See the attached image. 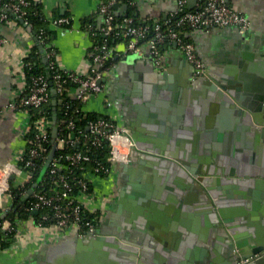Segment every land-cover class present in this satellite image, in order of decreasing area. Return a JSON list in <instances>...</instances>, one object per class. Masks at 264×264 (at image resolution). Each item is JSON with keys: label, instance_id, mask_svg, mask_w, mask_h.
<instances>
[{"label": "crops", "instance_id": "1", "mask_svg": "<svg viewBox=\"0 0 264 264\" xmlns=\"http://www.w3.org/2000/svg\"><path fill=\"white\" fill-rule=\"evenodd\" d=\"M146 1L150 4L143 8L144 20L155 16L156 8H168L166 0ZM37 3L47 18L70 17L72 20V27L68 29H52L55 32L53 41L60 64L69 71L87 67V52L92 37L85 26H101L102 19L97 14L98 1L40 0ZM231 4L251 22V29L245 36H240L232 28L220 27L191 31L187 36L195 45L199 58L208 67H215L216 71L211 72L213 77L224 76L226 80L241 83L240 91L245 93L247 104L257 107L260 105L257 99L264 95V0H231ZM0 37L6 41L0 44V183H3L6 182L3 170L19 165L20 154L26 147L25 134L30 117L10 105L19 95L15 77L22 61L34 46L35 38L20 22L17 25L0 23ZM122 50L123 45H116L115 51L119 55L114 52L110 58L104 91L87 101L83 111L113 118L123 128L128 127L137 133L141 149L145 151L139 149L141 152L133 154L130 164L116 166L108 178H90L96 195L110 200L99 219L98 230L106 234L116 233L135 242L138 252L143 246L167 252L169 257H160L155 260V264H220L226 258L225 246L218 244L217 232L206 226V215L200 211L195 212L191 219L186 214L181 215L180 220L183 222L172 230V217L178 209L175 203H183L186 199L189 202L186 194L195 195V192L171 187V183L166 181V168L154 169L157 160L143 159L145 153L142 152H151L149 146L152 144H160L163 152L165 148L168 149L172 135L178 131L172 122L159 118L162 115L160 112L166 109L171 120L181 118L203 136L201 144H188L190 147L185 148L184 143H181L183 146L180 144L178 148L175 147L177 151L175 149L173 152H180L185 164L193 170H200L204 164L203 155L207 151L209 159L214 161L216 156H220L224 168L234 172V176L223 185V191L231 189L234 182L252 184V187L244 186L245 192L240 189L234 193L246 194L245 198L249 197L252 202V211L259 216L247 213L243 207L230 209L223 205L220 210L225 217L246 218L245 225L241 226L251 228L254 235L259 236L263 242L264 137L261 136L262 132L255 129L263 126L253 124L246 127L248 113H251L247 110V116L242 118L224 109H218L214 114V102L209 100L208 91L204 86H194L198 78H194L191 64L176 46L165 49L163 68L160 69L154 65L148 48L144 49L142 57L125 54ZM157 73L160 75L159 81L154 83ZM170 78L172 83L169 82ZM151 85L154 96L145 103V86ZM159 95L162 99H159ZM259 114L264 118V104ZM253 117L251 113L250 119ZM191 139L194 140L193 137ZM156 141L158 143H154ZM174 173V177L171 176L172 182L179 179L184 188L188 180L179 171ZM14 174L11 175L13 179L11 176L7 179L17 186L24 176ZM95 182L103 183L96 185ZM170 187L174 190H170ZM238 187H241L240 184ZM198 188L201 193V187ZM124 201L135 209V218H131L133 213L123 207ZM145 202L147 204L144 205ZM195 203H191L194 210H200L198 203ZM10 205L11 200L4 194L3 200H0V212L9 209ZM96 207L88 205L92 213L98 211ZM146 214L151 218H147ZM159 218L162 222H156ZM210 222L214 224V220ZM21 233L24 236L23 245L0 252V264H47V253L55 247L56 251L67 257L75 253L81 256L86 254V250L80 248L81 245L74 243L77 238L84 239L76 230L50 233L27 222L22 225ZM189 235L194 236L189 238ZM219 240H222L221 244L227 242L226 237ZM68 241L69 244L66 243ZM87 247L92 250V247Z\"/></svg>", "mask_w": 264, "mask_h": 264}, {"label": "built area", "instance_id": "2", "mask_svg": "<svg viewBox=\"0 0 264 264\" xmlns=\"http://www.w3.org/2000/svg\"><path fill=\"white\" fill-rule=\"evenodd\" d=\"M40 0H0V23L17 25L23 24L32 33V23L29 21L32 2ZM97 14L102 19L100 27L87 24L85 26L88 34L92 36L102 35L105 39L114 37L119 40L118 45H123V53L134 54L138 57L144 55V49L148 48L149 55L152 57L156 68H163V59L165 49L174 44L187 58L193 68L194 78L203 77L208 66L199 58L196 47L193 42L188 40L187 34L191 31L208 30L214 27L232 28L239 35L247 34L251 29V22L242 12L237 10L231 0H196L193 6L188 8L189 0H166L168 8H156V15L144 20L145 0H97ZM165 1V2H166ZM174 1L175 8L169 5ZM128 5V12L121 13L115 9V6ZM130 9L138 10V18L131 15ZM8 13L13 15L11 18ZM43 13V12H42ZM50 30L53 28L68 29L72 26L70 17H45ZM151 22V23H150ZM34 36V34H33ZM35 41L39 42V56L48 60L49 68L54 72V87L58 94L66 93L70 98L81 102L83 105L93 97L101 94L105 87V75L110 67V58L115 52V47H110L106 41L93 42L87 52V67L79 71H69L59 62L58 51L54 46V41L45 29H41ZM5 39L0 37V44L5 43ZM34 46L29 54H31ZM29 56V55H28ZM22 61L21 68L15 77L19 95L10 107L17 111H24L30 117V124L25 134L26 147L19 157V165L14 168H6V182L0 183V200H3L4 194H7L11 200L10 208L1 212V215L9 210V213L15 208V198H21L27 201L26 211L30 212L27 220L20 223L18 229L12 228L7 218L0 221L1 229L5 232H15L16 240L10 248L0 252L9 251L17 246L23 245L24 236L21 233L22 225L27 222L33 223L35 228L50 233H64L66 230H76L82 236L86 237L94 234L98 225L91 218H84L85 210L90 214H100L110 204L108 197L96 195V192L88 193V184L92 183L87 177L86 181H78L79 190L74 196V185L69 176L59 174L62 168L58 162L57 154L61 159H65L72 167H77L83 162L90 160L82 152H70V149L76 148L80 144L86 145L91 142L96 148L106 142L110 148L108 162L112 168L99 166L95 169L94 177H100L97 173L104 172L105 178L113 174L116 166L128 165L133 160L135 143L127 134L125 129L113 118H98L90 121L87 126V133L77 130L74 119L64 122V124L54 125L53 120L46 115V108L52 103L51 87L44 76H32L28 78L25 73L27 66L26 59ZM71 83L73 87L66 85ZM64 125V126H63ZM57 127L56 150L50 166L38 183L33 194L29 195V190L38 182L36 175L40 173L53 151L52 142L53 128ZM21 163L24 165L20 166ZM15 173V174H14ZM24 176L23 181L18 182L17 186L8 182L11 175ZM12 177V176H11ZM50 179V192L43 191L40 187L42 180ZM103 179V178H102ZM11 185L18 191L16 195L12 193ZM13 207L11 208V206ZM88 205L97 206V212L92 213ZM38 210H52V223L44 226L43 223L37 224L33 212ZM38 214V215H39ZM49 216L43 215L42 221L47 222Z\"/></svg>", "mask_w": 264, "mask_h": 264}, {"label": "water", "instance_id": "3", "mask_svg": "<svg viewBox=\"0 0 264 264\" xmlns=\"http://www.w3.org/2000/svg\"><path fill=\"white\" fill-rule=\"evenodd\" d=\"M196 0H189L188 8L191 9L193 6V3ZM149 2L146 0L143 2V7H148ZM115 9L118 11H121V13L128 12V5L123 4L121 6L116 5ZM21 23H23V20H21ZM246 35V34H245ZM240 35V36H245ZM245 39V38H244ZM186 58V56H185ZM187 59V58H186ZM43 61L48 63V60L46 58H43ZM216 71L215 67H208L207 73L201 77L198 78V81L195 82V87L204 86L206 90L208 91L207 96L210 97L209 100H213L214 102V114L219 111L218 109H224L229 110L230 114H233V116L237 115L239 117L247 116L245 114V111L251 112L254 114L253 119H250V114L248 113V119H247V126L248 125H259L263 126V128L255 127V129L259 130L261 133V136L264 137V118L261 117V115H257V113H261L263 109L264 104V95L260 96L257 100L260 101V105L257 107L253 105H248L247 100L244 98L245 93H241V83L233 82L231 80H226V77L222 76V78H213V76L209 77L211 72ZM159 73H157L155 77L154 83L159 81ZM169 82L172 83L171 78L169 79ZM51 85V96H52V105L54 107V111L56 110L57 106V91L54 87L53 83H50ZM171 89V87H169ZM145 95V103L148 102V100L151 99V97L154 96L153 94V86H145L144 90ZM159 99H162V96H158ZM172 99V98H171ZM170 99V100H171ZM153 100V99H152ZM168 105V104H167ZM162 115H160V119L163 121H170L173 123V127H175L176 133H172L173 137H171L170 146H168V149L165 148L164 152L161 150L160 144H152L149 146V149H152L151 152L144 154V159L146 160H157L158 164L157 167H154V169L159 168H166V174L167 178L166 181L171 183V187H177L182 189H191L194 190V194H186V196L189 199V202L187 199L183 201V203H175L177 206V210L175 211V214L172 219V230L177 229L178 224H180L181 221L180 217L183 214H186L189 219L193 217L195 212L200 211L203 215H206V218L204 216V220L206 219L207 222L205 223L206 226L210 229H213L215 232H217L218 235V244L225 246L226 249V258L222 260L220 264H264V241L259 240V236L254 235L251 228L242 227L241 225H245V222L247 221L246 218H229L225 217L223 212L220 210V208L225 205L230 209H240L243 207L247 213H251L252 215H258L256 212L252 211V202H250V198H245V195L243 193L236 195L234 191H246L247 187H252V184L249 183H236L234 182L233 187L228 190H222L223 185L226 184L227 179L234 176V172L229 170L227 167L224 168V164L220 162V156H216V159L213 161L209 159V153L205 151L203 157H204V164L200 167V170H193L190 168V165L188 166L185 164L182 160V154L178 152L177 154L173 151H177V146H179L181 143H184V147L189 148L190 145L188 144H194V143H200L203 141V136L199 134L197 131H195V127L192 125H189L187 122H183L181 118H176L171 120V115H169L168 111L165 109L162 112ZM174 114V112H173ZM153 117H157L153 115ZM57 117L54 116L53 122L54 125L56 124ZM211 125V124H210ZM236 127V126H235ZM127 134L133 139L135 143V151L134 154L139 151H145L143 148L141 149V144L139 142V138L137 133H133L132 130H130L128 127H124ZM247 129V128H246ZM238 130V129H237ZM57 127L53 128L52 131V142L54 143V148L52 153L50 154L47 162L45 163L41 173L40 177L38 179V182L35 183L32 188L29 190V195L33 194L35 189L37 188L38 183H40L41 179L45 176L51 161L54 158L55 150H56V139H57ZM190 137V138H189ZM191 137L194 138V140L191 139ZM188 139V140H187ZM191 139V140H190ZM193 141V142H191ZM154 143H158L157 141ZM187 143V144H186ZM181 144V146H183ZM167 147V146H166ZM177 147V148H175ZM183 147V148H184ZM141 149V150H139ZM145 149V148H144ZM172 151V152H171ZM224 168L223 176H221L219 173H217L218 168ZM179 174L187 178V173H190V180L185 185H181V180L177 179L172 182V177H174V172H178ZM161 172V171H160ZM172 176V177H171ZM223 177V178H222ZM13 179V177L11 178ZM250 182V181H247ZM238 184H240V188L238 187ZM242 184V185H241ZM169 188L172 190L173 188ZM201 187L202 192L200 193L199 188ZM235 189V190H233ZM174 190V189H173ZM177 194H179V191L175 190ZM191 195L193 197H191ZM200 197V198H199ZM200 199V200H199ZM245 199L247 201H245ZM199 200V201H198ZM244 200V201H243ZM195 201L200 206V210H194L193 205L191 203ZM120 203V201H119ZM195 203V204H196ZM131 204L135 206V202L131 200ZM144 205L147 204V202L143 203ZM13 205L11 206V208ZM123 207L132 212L133 215H131V218H135V209L130 207L125 201L123 202ZM146 213L149 212V210H145ZM216 211V212H215ZM34 215H38L39 211L36 210L33 212ZM9 215V210L0 215V221L5 220ZM113 216V215H112ZM147 218H151L148 214L145 215ZM259 216V215H258ZM212 217V218H211ZM214 220V224H212L210 221ZM156 222H162L160 218L156 220ZM204 224V225H205ZM264 224V222H263ZM188 229H190L188 227ZM194 236V235H193ZM192 235H189V238L193 237ZM222 237H226L227 242L225 244H221ZM256 239V240H255ZM67 244L70 243V241L66 242ZM66 243H63L66 244ZM75 244L81 245V249L86 250V254L77 255L76 253L72 256L70 255H61L62 252L56 251L57 247L52 248L49 250L47 254L48 260L47 264H155V260L160 259V257L167 258L169 257L167 252L163 251H157L152 248H149L147 246H141L142 248H139V252L137 251V245H135V242H130L129 240L121 237L120 235L113 233V234H106L102 232L101 230L95 231L94 234H90L84 239H78L74 241ZM140 245V244H139ZM85 246V247H84ZM87 246L92 247V250H90ZM68 252V251H67ZM72 253V252H70ZM179 253L182 257V252L179 249ZM60 255V256H59ZM179 255V254H178ZM66 256V257H65ZM147 258V259H145ZM137 260V262H135Z\"/></svg>", "mask_w": 264, "mask_h": 264}, {"label": "trees", "instance_id": "4", "mask_svg": "<svg viewBox=\"0 0 264 264\" xmlns=\"http://www.w3.org/2000/svg\"><path fill=\"white\" fill-rule=\"evenodd\" d=\"M131 15H135V18L138 17V10H134V13L132 12V9H130L129 12ZM42 7L37 2H32L31 5V14L29 16V21L32 23V34H34V38L37 37L41 29H45L48 34L50 35V39L53 40V37L55 35V32L53 30H50L48 27V23L44 17H42ZM8 15L13 18V15L8 13ZM87 23V22H86ZM151 23V22H150ZM87 25V24H86ZM72 27V26H71ZM93 42H104L106 41L110 47H115L119 44V40H117L114 37L104 38L102 35H95L92 36ZM189 41H191L188 38ZM170 47H174V44H170ZM37 52H40L39 42L35 41L34 48L29 54L28 58L25 60L27 63V66L25 67V73L28 78H31L32 76H44L47 82L53 83V77L54 72L51 71L49 68L48 63H44L43 57L39 56ZM54 84V83H53ZM68 88L73 87L71 83H68L66 85ZM51 87V85H50ZM52 88V87H51ZM57 106L56 110L54 111V107L52 103L46 108L45 113L51 120H53L54 116L57 117L56 124H64V122L69 121L71 119H74L75 125L77 130L82 131L83 133H87V126L90 121H95L98 118H107L105 116L93 114V113H85L83 111V104L81 102H78L77 100H74L72 97L70 98L67 96L66 93L64 94H58L57 95ZM108 119V118H107ZM64 126V125H63ZM109 151L110 148L106 142L102 144V146L96 148L92 145L91 142H88L86 145L80 144L76 148L70 149V152H82L86 156L90 158L87 162H81L79 166L72 167L69 162H67L65 159H61L59 155L66 154L67 152H59L57 154V159L62 167L59 171V174L67 175L70 177L71 182L74 185V196L77 194L79 190V184L78 181H86L87 177H94L95 175V169L99 166H104L105 168H112V164L108 162L109 157ZM24 165L21 163L20 166ZM102 178L106 177V174L102 171L100 173H97ZM39 174L36 175V181L39 179ZM96 177V176H95ZM51 181L50 179H44L42 180L40 187L45 192H50L51 190ZM88 184V193L93 192V185L92 183ZM11 190L14 195L18 193L16 189L11 185ZM15 208L12 210L7 220L10 221L12 228L18 229L21 222H24L27 220V217L30 215V212L26 211V208L28 206L27 201H22L21 198H15ZM47 214L49 216V219L47 222L42 221L43 215ZM1 215V212H0ZM52 216L53 212L52 210H42L39 215H35L34 219L37 224L43 223L44 226H49L52 223ZM100 214H90L88 211L85 210V213H83L84 218H91L95 224H99V218ZM16 240L15 232H5L1 229L0 226V249H8L11 247L13 242Z\"/></svg>", "mask_w": 264, "mask_h": 264}, {"label": "bare ground", "instance_id": "5", "mask_svg": "<svg viewBox=\"0 0 264 264\" xmlns=\"http://www.w3.org/2000/svg\"><path fill=\"white\" fill-rule=\"evenodd\" d=\"M211 76H213V74H210V75H209V77H211ZM213 78H214V77H213ZM223 171H224L223 168L220 167V168H218L217 173H219L221 176H223ZM187 174H188V173H187ZM190 175H191V174H188V175H187V178H186V179L188 180V182H189V180H190ZM222 178H223V177H222Z\"/></svg>", "mask_w": 264, "mask_h": 264}, {"label": "rangeland", "instance_id": "6", "mask_svg": "<svg viewBox=\"0 0 264 264\" xmlns=\"http://www.w3.org/2000/svg\"><path fill=\"white\" fill-rule=\"evenodd\" d=\"M169 7L170 8H175V3H174V1L169 5ZM97 178H99V177H97ZM100 180H103V179H101V178H99ZM96 183V185H99V184H102L103 182H95Z\"/></svg>", "mask_w": 264, "mask_h": 264}, {"label": "flooded vegetation", "instance_id": "7", "mask_svg": "<svg viewBox=\"0 0 264 264\" xmlns=\"http://www.w3.org/2000/svg\"><path fill=\"white\" fill-rule=\"evenodd\" d=\"M144 159V158H143ZM152 160V159H151Z\"/></svg>", "mask_w": 264, "mask_h": 264}]
</instances>
